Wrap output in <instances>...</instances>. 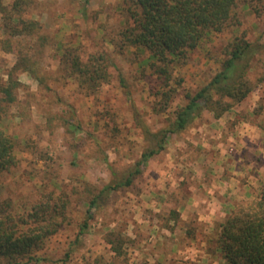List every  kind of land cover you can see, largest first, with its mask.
<instances>
[{
  "label": "clouds",
  "instance_id": "1",
  "mask_svg": "<svg viewBox=\"0 0 264 264\" xmlns=\"http://www.w3.org/2000/svg\"><path fill=\"white\" fill-rule=\"evenodd\" d=\"M0 264H264V0H0Z\"/></svg>",
  "mask_w": 264,
  "mask_h": 264
}]
</instances>
